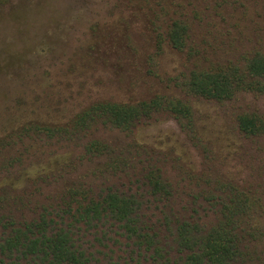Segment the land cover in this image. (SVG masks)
<instances>
[{
	"label": "trees",
	"instance_id": "16d2710c",
	"mask_svg": "<svg viewBox=\"0 0 264 264\" xmlns=\"http://www.w3.org/2000/svg\"><path fill=\"white\" fill-rule=\"evenodd\" d=\"M140 1L151 14L157 45L168 42L191 62L176 77L187 96L224 103L264 91V50L245 54L243 61L205 65L195 39L201 2L226 18V4L246 15L250 0ZM47 3L35 4L45 8ZM12 17L22 18L19 11ZM162 112L172 114L202 146L191 104L173 94L97 101L65 123L36 121L0 132V264H241L250 259L249 245L264 231L263 199L257 202L234 181L187 169L174 149L139 141V125ZM236 123L243 136L264 140L260 112L244 111ZM49 149L65 153L56 158L51 175L26 171L36 159L51 161ZM166 164L177 166L193 186L180 190L167 176ZM45 186L54 192L43 200Z\"/></svg>",
	"mask_w": 264,
	"mask_h": 264
},
{
	"label": "rangeland",
	"instance_id": "374dc122",
	"mask_svg": "<svg viewBox=\"0 0 264 264\" xmlns=\"http://www.w3.org/2000/svg\"><path fill=\"white\" fill-rule=\"evenodd\" d=\"M40 1L0 0V132L36 121L65 123L97 101L173 94L191 104L202 146L168 112L144 120L136 129L138 140L157 150L174 149L187 169L234 181L264 204V140L243 136L236 123L244 111L264 115V91L224 103L187 96L176 77L191 62L168 42L157 45L151 14L140 0H44L45 8L35 4ZM255 2L250 0L246 15L226 4V18L199 2L203 12L195 39L202 49L200 64L243 61L245 54L264 50V2ZM14 11L22 18L12 17ZM48 152L51 161L36 159L26 171H54L56 158L65 153ZM165 169L180 190L193 186L177 166L166 164ZM53 192L54 187L45 186L39 198ZM256 234L250 259L241 264H264V231Z\"/></svg>",
	"mask_w": 264,
	"mask_h": 264
}]
</instances>
